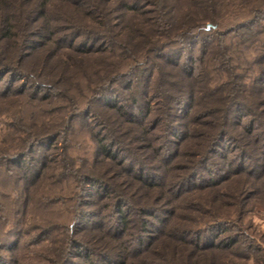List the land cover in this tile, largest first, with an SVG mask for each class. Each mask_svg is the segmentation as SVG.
Wrapping results in <instances>:
<instances>
[{"label":"trees","instance_id":"trees-1","mask_svg":"<svg viewBox=\"0 0 264 264\" xmlns=\"http://www.w3.org/2000/svg\"><path fill=\"white\" fill-rule=\"evenodd\" d=\"M1 82L0 212L11 203L18 238V199L24 213L43 188L72 201L64 221L37 215L29 264L250 258L239 237L264 202V0H0ZM6 249L0 264H21L18 239Z\"/></svg>","mask_w":264,"mask_h":264},{"label":"rangeland","instance_id":"rangeland-1","mask_svg":"<svg viewBox=\"0 0 264 264\" xmlns=\"http://www.w3.org/2000/svg\"><path fill=\"white\" fill-rule=\"evenodd\" d=\"M194 51L195 53L197 52V48ZM19 81L16 80L14 85L16 86ZM3 83L1 82L0 85ZM1 87V86H0ZM29 90V89H28ZM141 90V89H140ZM26 102H32V99L29 98L28 96L25 98ZM47 107L51 108L53 110V105H47ZM7 106L6 104H1L0 105V112H3L6 110ZM1 119V118H0ZM1 122V121H0ZM6 126L0 125V131H3ZM2 128V129H1ZM82 135V134H81ZM79 140V139H77ZM82 140L83 143L81 146L84 147L83 150L87 149V151H82V148L80 146L74 145L72 150L75 156H82V159L84 162L89 155L91 154L90 152V147L91 144H89L87 138L85 135H82ZM56 151V150H55ZM49 152V151H48ZM83 169V164L81 165ZM80 169V168H79ZM0 180L4 181V176L0 174ZM7 189H4L3 191H0V194L3 195V192ZM95 187L90 190V197L93 198L95 196ZM42 192L40 195H34L31 197L30 202L35 203L34 207H29L27 209V212L25 211L24 213V208L26 207L25 205L23 206V202L21 199H18V229L24 228L28 230V234L24 236L23 234L21 237L18 238L15 235L16 231L13 229V226L15 225L13 223V212L11 211V206L8 203V198L5 199L6 203H8V207L0 212V256L4 260H9L8 258L11 255V252L6 249V246L12 244L14 241L18 239V253L20 254L21 257V264H29L32 261H38L36 256L39 252L38 245H31V241H29L33 236L34 232L33 228L34 226H41L45 222H41L40 219H38L37 215L40 212H43L44 218L46 219V222L49 224L50 222H61L64 221L66 217V208H70V203L72 201H67L65 203H59L55 204L56 199L54 198L56 195H53V192H51L48 188H43L41 190ZM52 199L51 201H49ZM4 200V199H3ZM3 201V202H5ZM49 202H52V204H49ZM72 206V205H71ZM24 207V208H23ZM88 210L93 211V207H87ZM248 210L243 216V221L240 223L242 234L239 237L240 240H245L246 242L241 243V246L245 248L247 245V242L249 244V248H239L241 249L242 252H245L246 254L250 255V258H240L237 255H228L225 257L223 260L227 264H264V202H256L254 205L251 207H247ZM3 217V218H2ZM24 220V222H22ZM7 227L9 230L7 232H2L7 230ZM11 227V229H10ZM32 229V231H30ZM2 230V231H1ZM231 232L233 234H236V229H231ZM240 234V233H237ZM48 235H39L35 240L39 241V245L43 244L45 242V239L47 238ZM258 246V247H257ZM25 256L27 258L23 259ZM77 260V259H76ZM222 260V259H220ZM79 261V260H78ZM77 262V261H76ZM225 263V264H226Z\"/></svg>","mask_w":264,"mask_h":264},{"label":"water","instance_id":"water-1","mask_svg":"<svg viewBox=\"0 0 264 264\" xmlns=\"http://www.w3.org/2000/svg\"><path fill=\"white\" fill-rule=\"evenodd\" d=\"M210 26H211V24H210V23H207V24H206V27H207V28H209Z\"/></svg>","mask_w":264,"mask_h":264}]
</instances>
